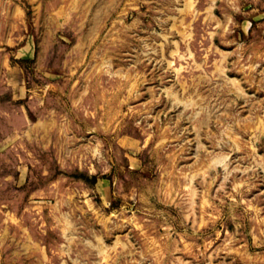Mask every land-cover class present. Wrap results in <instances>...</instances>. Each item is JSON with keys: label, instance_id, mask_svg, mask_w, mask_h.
Instances as JSON below:
<instances>
[{"label": "rangeland", "instance_id": "374dc122", "mask_svg": "<svg viewBox=\"0 0 264 264\" xmlns=\"http://www.w3.org/2000/svg\"><path fill=\"white\" fill-rule=\"evenodd\" d=\"M0 264H264V0H0Z\"/></svg>", "mask_w": 264, "mask_h": 264}]
</instances>
